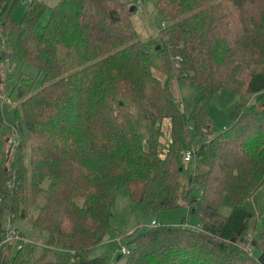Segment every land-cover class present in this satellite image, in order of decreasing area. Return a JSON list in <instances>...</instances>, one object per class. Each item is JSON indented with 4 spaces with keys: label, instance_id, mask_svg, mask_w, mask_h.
<instances>
[{
    "label": "trees",
    "instance_id": "1",
    "mask_svg": "<svg viewBox=\"0 0 264 264\" xmlns=\"http://www.w3.org/2000/svg\"><path fill=\"white\" fill-rule=\"evenodd\" d=\"M18 1L0 0V59L16 70L31 64L42 78L33 92L16 88L7 165L0 138V241L6 220L28 216L46 232L34 264H107L87 253L106 239L123 189L145 215L185 207L198 218L127 233L123 264H264V210L253 232L244 206L264 182V0H155L164 23L143 41L117 0H29L17 22ZM154 68L192 90L187 115ZM220 88L240 98L216 130L207 104ZM191 133L192 159L183 162ZM7 249L19 251L0 243Z\"/></svg>",
    "mask_w": 264,
    "mask_h": 264
},
{
    "label": "rangeland",
    "instance_id": "2",
    "mask_svg": "<svg viewBox=\"0 0 264 264\" xmlns=\"http://www.w3.org/2000/svg\"><path fill=\"white\" fill-rule=\"evenodd\" d=\"M117 1L124 3L125 8L129 12L131 26L137 33V39L141 41L147 40L155 35L157 28L164 23L160 21V16L154 9L155 0ZM50 2H52V0H47L48 4H50ZM28 4L29 0H19L13 8L11 17L15 21L20 22ZM130 6H134V9L129 11ZM46 18L47 10L44 9L35 24V29L38 32L44 25ZM147 51L150 55H155L152 52L151 45L147 47ZM12 63L13 62L10 59H0V111L3 120L0 129V138L4 140L2 149L4 157L6 158L4 161L6 165L10 159L13 146L16 143L13 130L11 129L14 120L13 108L18 103L16 88L21 86L27 88L29 92H33L40 86L42 78L41 74L38 73L37 69L31 64L24 63L20 70H16L13 68ZM152 71L161 82H165L166 80L167 85L169 84V90L173 95L179 96L178 106L180 111L187 115L192 106V90L182 82H175L174 78L165 79L164 74L157 68H154ZM24 77H27V81H25ZM239 98L240 96L237 92L227 88H220L210 97L207 104V118L216 130L223 129L227 125L229 111L238 103ZM252 99L253 98L251 97L250 100ZM162 123V133L159 137V143L162 146V149L166 151L169 145V140H167L169 127L166 120H163ZM211 134L212 133L206 134L203 139H206ZM189 141L190 142L186 148L190 146L194 148L195 138L192 133L190 134ZM192 195H194V197L198 196V190L196 188H193ZM244 206L253 212V217L248 222V230L258 232L261 227L259 215L264 210V182L247 200L244 201ZM229 210L230 208L226 205L218 207L219 213L223 216H226L229 213ZM30 212L34 214L35 210H29L28 213ZM183 217H185V225L198 222V218L193 213H188L185 207L159 210L145 215L140 206L134 201L128 199L125 191L120 189L116 193L112 206L110 229L107 237L104 241L90 248L87 253L88 257L103 254L106 256L107 264H123V256L116 258L120 252L119 246L114 242L115 238H119V244L125 246L127 241L126 234L134 229H136V232H141L149 226L148 224L150 220L154 219L161 225H179ZM6 218L7 217H5V219ZM1 224H3V218ZM4 224L5 230L7 229V226L10 228L8 233H17L14 231L15 227L22 232V234H26V236L24 235L26 237V242L22 244L17 252L7 249L4 254L0 253V259L2 258L0 264H4L11 257L14 259L12 261L13 264H34L40 256L46 254L42 249V245L45 243L46 232L40 231L36 227H32L30 217L26 216L23 219L15 220L14 222L12 220H6ZM257 253L258 250L252 247L251 255L256 256Z\"/></svg>",
    "mask_w": 264,
    "mask_h": 264
},
{
    "label": "built area",
    "instance_id": "3",
    "mask_svg": "<svg viewBox=\"0 0 264 264\" xmlns=\"http://www.w3.org/2000/svg\"><path fill=\"white\" fill-rule=\"evenodd\" d=\"M179 96H175L174 98V102L178 105L179 104ZM192 152H193V147L190 146L187 149H184L183 154L181 156V159L183 162H189L192 159ZM150 226H155L156 222L155 220H151L149 222ZM9 226H7V229L5 230L4 235L1 237V241L0 243H12L15 245L16 249H19L23 243L26 242V238L22 237L21 235H18L17 233H8L9 231ZM245 238H250L251 237V233L250 232H246L244 235ZM114 241L117 243V245L119 246V252L122 255H125L127 253V249L125 246H122L119 244V238H115ZM242 250L246 251V253H249L251 250V245L247 244V245H242L241 246Z\"/></svg>",
    "mask_w": 264,
    "mask_h": 264
},
{
    "label": "water",
    "instance_id": "4",
    "mask_svg": "<svg viewBox=\"0 0 264 264\" xmlns=\"http://www.w3.org/2000/svg\"><path fill=\"white\" fill-rule=\"evenodd\" d=\"M133 9H134V6H130V7H129V11H130V10H133ZM154 48H155V49H158L159 46L156 45ZM231 241H233V239H231ZM119 256H121V254H118V255L116 256V258H118Z\"/></svg>",
    "mask_w": 264,
    "mask_h": 264
},
{
    "label": "crops",
    "instance_id": "5",
    "mask_svg": "<svg viewBox=\"0 0 264 264\" xmlns=\"http://www.w3.org/2000/svg\"><path fill=\"white\" fill-rule=\"evenodd\" d=\"M175 85H177V84H175ZM176 87H177V86H176ZM168 88H169V84H168ZM217 91H218V90H217ZM217 91H216V92H217ZM170 92H171V91H170ZM171 94H172V93H171ZM172 97L175 98V95L172 94Z\"/></svg>",
    "mask_w": 264,
    "mask_h": 264
}]
</instances>
